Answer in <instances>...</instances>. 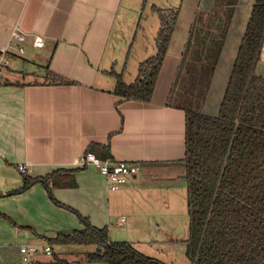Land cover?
Masks as SVG:
<instances>
[{"label":"crops","instance_id":"crops-1","mask_svg":"<svg viewBox=\"0 0 264 264\" xmlns=\"http://www.w3.org/2000/svg\"><path fill=\"white\" fill-rule=\"evenodd\" d=\"M128 1L0 0V48L24 49L22 55L12 51L0 84V264H23L18 250L27 245L40 251L31 264H50L41 258L49 246L42 238L83 228L73 214L51 203L41 185L9 195L23 182L18 165H27L31 178L51 175L56 202L91 226L106 228L109 239L127 238L133 247L166 230L170 208L186 193L180 164L185 113L173 101V89L202 0L181 1L148 103L116 96L115 78L108 74H121L131 84L138 65L155 53L145 43L130 62L124 39L121 44ZM254 1L238 0L235 6L198 110L203 115L218 113ZM15 25L28 34L24 43L11 40ZM34 35L42 38L41 48L33 46ZM48 73L69 83H53ZM257 74L264 77V42ZM86 153L97 158L108 153L114 161L135 164L138 172L109 191L94 167L76 163ZM59 254L65 260L66 253Z\"/></svg>","mask_w":264,"mask_h":264},{"label":"trees","instance_id":"trees-1","mask_svg":"<svg viewBox=\"0 0 264 264\" xmlns=\"http://www.w3.org/2000/svg\"><path fill=\"white\" fill-rule=\"evenodd\" d=\"M236 2L221 0L214 8L221 10L214 24L225 27L217 37L208 36V30L202 31L205 36L197 32L199 47L185 72L193 91L182 102L175 101L185 113V155L180 164L186 189L185 256L189 264H264V77L257 74L264 42V0L254 1L217 115H203L194 102V91L202 98L207 92ZM155 11L159 17L155 53L138 65L134 82L126 84L121 74L108 73L115 78L113 93L124 100L151 101L178 17V8ZM47 77L56 84L69 83L50 73ZM98 158L110 156L104 153ZM51 179V175H23L21 187L9 194L41 185L51 203L73 214L83 227L42 238L52 249L50 264H67L54 251V247L67 246L91 248L84 254L86 264H161L129 242L110 241L106 228L91 226L75 210L56 202L51 189L57 184H51Z\"/></svg>","mask_w":264,"mask_h":264},{"label":"rangeland","instance_id":"rangeland-1","mask_svg":"<svg viewBox=\"0 0 264 264\" xmlns=\"http://www.w3.org/2000/svg\"><path fill=\"white\" fill-rule=\"evenodd\" d=\"M202 1L195 13L194 31L185 53L183 68L177 77V81L173 89L174 102L176 100L182 102L184 97L190 95L193 91L194 84L191 83L190 76L185 72L189 65H193V61L196 57L195 50L199 47L197 44V38L199 37L197 32L200 31L201 35L205 36L202 31L208 30V36L217 37L219 33L223 32L225 29V27L216 26L214 24L215 20L217 21V18L221 16L220 9L214 10V8L221 4V0H208L207 5H204L205 0ZM128 2L124 9V15H126V18L122 22L123 28L121 44H123L124 39L125 51H127L126 53L130 55V62H133L134 59L140 57V52H142L141 47L145 43H150V47L154 50L153 52H155L154 41L159 28V17L155 10L160 9L167 12L169 9L179 8L181 0H129ZM230 23L231 20L229 21L226 30H228ZM151 37L153 40H151ZM191 70L192 69H190V71ZM194 94V102L199 105L198 108L200 109L205 96L202 98L199 91H194ZM165 227L166 230L158 235H156L157 232H152L154 238H151V236L150 238L144 237V239H147L143 241L141 240L139 245L136 244V246H134L135 249L146 257L157 260L161 264H189V261L185 256V242L188 237L186 193L184 197H181L180 200L177 201L175 206L170 208L168 224ZM134 237L140 236L135 235ZM124 239L127 238H119V236L116 238L115 236H110L109 240L112 242H122L125 241ZM150 242L152 243L150 244ZM54 250L56 253L61 254L62 252H65L66 254H64L63 258L68 262V264H86L82 261L81 254L84 252L86 253L91 250V248L67 246L54 247ZM41 258L45 261H51V258L44 254L41 255Z\"/></svg>","mask_w":264,"mask_h":264},{"label":"built area","instance_id":"built-area-1","mask_svg":"<svg viewBox=\"0 0 264 264\" xmlns=\"http://www.w3.org/2000/svg\"><path fill=\"white\" fill-rule=\"evenodd\" d=\"M27 35L28 34L23 32L16 25L10 32L11 40H15L19 43H24L26 41ZM32 44L35 48H41L43 45V40L39 36L34 35ZM13 50L19 55L24 53V49L22 47L12 49L10 46H5L4 48H0V84L3 72L10 66L11 53ZM76 163L82 167H94L98 174L104 179L105 186L109 191L119 190L121 187L125 186L138 172V167L133 163L114 161L111 157L100 159L90 153L81 155L76 160ZM16 170L22 175H27L30 171L27 165H18ZM123 222L124 219H120L118 225H121ZM41 251L42 254L46 256H51L52 254V249L50 246H45ZM39 252V249L35 246L27 245L19 248V254L23 264H31L34 257L37 256Z\"/></svg>","mask_w":264,"mask_h":264}]
</instances>
